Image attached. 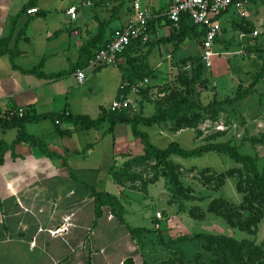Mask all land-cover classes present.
<instances>
[{
  "label": "crops",
  "instance_id": "crops-1",
  "mask_svg": "<svg viewBox=\"0 0 264 264\" xmlns=\"http://www.w3.org/2000/svg\"><path fill=\"white\" fill-rule=\"evenodd\" d=\"M26 1L0 0V50L2 47L6 49V53L0 55V111L25 108L34 115L60 112L81 115L86 100L90 98L89 86L91 85L100 93L103 85L108 83L112 88L106 93H109L108 101L111 102L117 95L119 84L125 83L127 86L138 84L149 88L166 87L176 74L177 67L180 66L168 62L170 54L167 51L174 48V42H169L159 43L148 53L128 55L131 58L146 54L143 57L145 65H127L126 56L119 57L112 66L94 67L88 64L81 68L85 76L81 84L75 81L72 75L74 71L59 80H47L22 74L18 69L28 70L40 62V71L45 75L68 71L78 61L79 48L97 34L99 23L103 25L101 34L105 40L110 38L113 29L125 25L130 16L128 6L127 10L124 9L125 13L119 11L116 15L110 14L112 17L106 18L104 22L101 21L102 18L99 19L94 15L92 27L81 26L72 31L70 24L76 21L79 14L77 6L69 5L63 9V16L66 19L61 17L56 26L50 27L47 22L53 16L45 15L44 11L37 6V2L34 6L38 11L37 15H26L25 12H20ZM167 1L143 0L153 12L158 13V16L163 15ZM82 4L93 7L95 1L85 0ZM70 6L76 7V16L73 20L69 19L65 13ZM164 23L165 21L161 18L155 21V33L151 36V41L168 37L169 26L167 24L163 26ZM22 28L23 34L18 36L17 33ZM160 28L166 31L156 36ZM10 52H16L11 59ZM11 64L16 69H13ZM137 68L149 71L150 75L144 77L142 81L132 83L137 78L133 72ZM69 78H73L78 85L76 89L71 90L69 86L63 89L62 85H58L64 79L70 80ZM105 94L95 95L94 106L97 110L99 107L104 109L108 107L102 102ZM125 94L129 98L134 97L130 93L125 92ZM45 121L24 124L22 130L26 135L42 141L46 149L58 158L45 157L36 147L25 143L13 145L2 156L0 264H122L128 257L135 264H141L144 261L148 264H157L171 258V250L157 245L153 240L156 234L151 230L161 226L159 221L153 219L154 216L153 225L156 224L153 229L137 227L150 231L142 236L141 248L129 236L126 228L118 224L110 215L107 207L101 209V216L92 227V199L79 183L93 186L96 191L106 192L101 190V187L107 178L104 179L105 181L100 180V172L104 170L108 180L113 183L110 175L106 173L107 167L113 160L109 162V159L105 157L102 161L98 160V163L94 161L88 163V160H85L92 145L86 144L82 150L80 138L77 135L87 134L93 130L80 131L63 123L60 129L67 131V134L60 135L54 132V125L50 120H48L50 127L45 125ZM104 125L106 127L102 134L108 133L106 131L108 126L105 123L94 131L103 128ZM159 126L168 130L166 124ZM114 128L115 126L109 133L112 135L113 145ZM11 130H15V136H10L7 140L5 132ZM182 130L185 129L180 131ZM16 134L15 128L5 130L0 128V143L10 145ZM125 154L128 153L119 152L118 156L121 158L118 163L115 162L116 165H120L127 159L124 157ZM158 179L153 181L152 185ZM115 185L118 195L110 194L118 199L122 207L124 206L121 202L122 198H127L131 193L138 195L143 193L138 192L133 184L128 182ZM123 210L125 212L124 207ZM171 222L172 219H168L164 223L167 226L173 225L176 230V224ZM124 223L126 224L125 220ZM159 234L163 242H166L163 233Z\"/></svg>",
  "mask_w": 264,
  "mask_h": 264
},
{
  "label": "rangeland",
  "instance_id": "rangeland-1",
  "mask_svg": "<svg viewBox=\"0 0 264 264\" xmlns=\"http://www.w3.org/2000/svg\"><path fill=\"white\" fill-rule=\"evenodd\" d=\"M93 1H95L93 7L85 6L82 4V0H37V6L44 11L45 15L50 14L53 16L47 22L50 27L56 26L61 17L65 18L62 12L63 9L69 5L77 6L78 18L70 24L73 31L81 26L92 27L94 15L99 19L102 18L101 21L103 22L106 18L112 17L110 9L115 6L116 1L90 0V2ZM127 8L128 3H125L119 11L125 13ZM246 12L247 20L255 28L264 32V0L252 5L248 4ZM163 26H165V23ZM162 29L157 30L156 36L164 34L166 29ZM168 29L169 35L175 34L176 28L169 27ZM222 30L219 41H215L211 47V51L215 55L210 58L209 64L201 62L202 51L196 37L184 40L174 49L167 51L170 54L168 62L170 61L174 65H184L183 69L188 75H191L199 64L202 65L201 81L195 88L196 99L201 104L211 99L233 98L238 89H246L253 77L259 73L260 55L264 57V35L257 39L251 38L250 30L242 32L237 27L236 22L232 20L224 21ZM150 45L140 47L139 52L148 53L155 47V45ZM145 55L142 57H145ZM181 61H185V63L182 64ZM66 79L58 85H62L63 89L69 86L71 90L78 87L73 78H69L70 80L67 81ZM89 88L90 98L86 100L81 115L95 119L98 114L97 107L94 106L95 95L105 94L112 87H109L107 83L103 85L100 93L92 85ZM163 89L162 86L151 88L140 86L137 94L133 97L134 107L128 110L129 113H138L139 110L142 116H149L153 112V103L165 97L166 93ZM105 95L102 97V102L105 106H108L110 95L109 93ZM44 123L50 127L48 120ZM105 127L106 125L98 131L93 130L87 132V134L77 135L80 138L82 150H84L86 144L92 145V149L85 158L88 163L102 161L104 157L109 159V162L112 159V163H118L119 158H121L118 156L119 152L128 153L127 157H135L142 153L139 139L131 134L127 125L115 126L114 145L112 144L111 134H102ZM161 127L157 124H151L150 126H139L138 130L145 133L150 144L159 150L165 149L171 143H176L183 150H190L207 142L228 143L241 153L252 156L256 161L258 170H260L264 165V143L251 145L246 141L251 137L258 138L264 135V78L254 84L251 94L236 100L232 106L223 107L215 123L208 124L205 122L195 129L187 128L177 133L169 132ZM194 131H199L198 138H195ZM5 136L6 139L10 136L14 137L15 130L5 132ZM169 160L180 166L182 170L179 177L181 184L190 188L193 197L200 198L201 201H182L184 205L182 210H178V203L168 204L169 195L166 190V182L164 179L159 178L155 184L150 183L152 179L156 180L158 177L154 175L152 161H148L133 170V175H140L141 178L131 182V184L138 192H143L142 195L131 193L127 198L121 200L125 209L123 217L127 225L153 229L156 223L153 225L152 220L159 221L161 226L154 227V230H151L152 233L156 234L153 240L157 245H159L158 237H162L159 233H163L165 241L181 235L202 233L223 235L236 241L248 240L264 250L262 244L264 216L253 234H246L228 227L221 218L215 217L205 210L211 199L223 198L234 206H237L241 201L242 194L235 191V178H225L224 184L219 188H214L215 182L206 185L201 181L204 175L203 169L207 168L210 171L209 174H205L206 177H209V175L213 177L214 174L237 167L236 162L225 154L215 152H207L199 157L189 158L171 156ZM100 174V180L105 181L104 179L107 178L101 190L118 195L116 185L108 180L104 170H101ZM189 208H196V212L201 213L203 218L199 221L190 219L187 216V209ZM168 219H172L171 223L176 224V230L173 225H165L164 222ZM176 250V257L181 258L183 264H197L199 261L210 262L212 260V256L201 249L198 241L176 246Z\"/></svg>",
  "mask_w": 264,
  "mask_h": 264
},
{
  "label": "trees",
  "instance_id": "trees-1",
  "mask_svg": "<svg viewBox=\"0 0 264 264\" xmlns=\"http://www.w3.org/2000/svg\"><path fill=\"white\" fill-rule=\"evenodd\" d=\"M113 1H116V4L110 9L112 11L111 15L117 13L120 8H122V6L127 3V0ZM245 1L247 4L252 5L259 2L260 0ZM36 2L37 0H27L26 3L22 5L20 12H25L29 8H34ZM153 14L158 15V13L156 12H153ZM159 18L163 19V21H165V24H167L169 27H174L165 19V16L163 15L149 20L147 26L148 41L144 45H141L137 40L131 41L129 46L118 56V58L121 56H126L127 65H145V63L143 62L144 58L141 55L131 58L128 55L130 53H140L139 48L148 44L156 46L159 43L165 44L174 42L175 48L182 41L190 39L191 37H196L199 45L201 46V30L197 26L189 23V21H187L183 17L180 18L179 22L174 27L176 28L175 34L151 41V36L155 33L154 23L155 21L159 20ZM230 20L236 22L237 27L242 32H246V30H250L251 32L254 27V25L247 19L233 18ZM102 29L103 25L102 23H99L97 34L94 38H92L85 45L79 48L78 61L76 65L71 67L68 71H60L58 73L45 75L40 71V62L38 65L28 70L18 69L19 72L22 74L33 75L36 78L59 80L65 75L72 73L76 69H81L82 67L87 66L91 62L94 51L100 49L109 40V38L103 40L101 34ZM222 31L223 30L221 28V32ZM21 34H23V28L17 33L18 36ZM262 35H264V32ZM217 41H219V38L216 39V42ZM4 53H6V49L5 47H2V49L0 50V55ZM14 53L16 52L9 53L10 59ZM260 59L261 66L259 69V73L253 77L252 81L246 89H238L233 98H224L221 100L211 99L205 105H202L200 101L196 99L195 94L196 85L201 81V71L203 70L202 65L199 64L197 67H195L191 75H188L185 72V70L183 69L184 65L178 66L176 74L171 81L172 86L170 82L168 85H166V87H164L165 90H163L166 93L165 97L153 103V112L148 117L142 116L139 110L138 113L131 114L128 111L129 109L110 111L108 108L104 109L102 107L98 108L99 112L95 119H90L84 115H70L66 114L65 112L34 115L31 111L24 108L22 117H13L9 121L0 120L1 129L5 130L15 128L17 133L15 139L10 145H4L0 143V164L2 163L3 153L6 150L11 149L13 145L18 143H25L30 146L36 147L45 157L58 158L55 154L50 153L46 149L42 141L32 136H28L23 132L22 127L27 123H37L42 120H50L54 125V132L60 135L67 134V131L60 129V125L63 123L69 124L80 131L96 130L105 123L108 126L106 130L108 133L112 132L114 126L124 124L129 127L131 134L139 139V143L142 146V153L135 157H127L128 154H125L124 157H126L127 159L120 165H115V163H112L107 167L106 173L110 175L113 183H131L135 180H140V175H133V169H136L137 166L143 165L148 161H152V169L154 170V175L158 178H163L166 182V190L169 195V198L167 200L168 204L178 203V210H182L184 207L182 201H201V199L193 197L190 188L184 187L181 184L179 180L180 167L179 165L169 160V157H199L207 152L225 154L234 162H236L238 166L214 174L213 177L210 175L209 177H206L205 174H209L210 171L207 168L203 169L204 175L201 181L206 185L215 182L214 188H219L224 184L225 178L233 177L236 180L235 191L238 194H242L241 201L237 206H234L223 198H215L211 199L207 203L205 210L207 213L221 218L228 227L246 234H253L258 223L264 216V165L260 170H258L256 161L252 156L243 154L234 146L223 142H207L190 150H183L179 148L176 143H171L165 149L159 150L150 144L147 135L139 131L138 127L150 126L151 124H166L168 127V131L175 133L180 131L181 129H195L205 122L208 124L215 123L218 114L221 112L223 107L232 106L236 100H239L244 96L251 94L254 84L264 78V57L260 55ZM181 63L184 64L185 61H181ZM11 67L13 69H16V67L12 64ZM133 72L135 73L137 78L136 80H133L132 83H134L135 81H142L144 77L150 75L149 71L143 70L141 68H137L133 70ZM125 90L127 91V89ZM55 122H57V124H55ZM198 134H200L199 131H196L195 138H198ZM246 142L251 145H261L264 143V135H261L258 138L251 137L247 139ZM153 181H155V179H152L150 183L152 184ZM79 184L86 190L89 198L92 199V227H94L96 220L101 216V209L103 207H107L109 208L110 215L115 218L118 224L123 225L126 228L129 236L134 239L138 246L141 248L143 246L142 236L148 234L150 231L144 228L128 227L123 220V207L119 203L118 199L112 194L103 191H96L93 186H89L84 183ZM187 216L190 219L197 221L203 218V215L201 213L196 212V208L187 209ZM193 241L200 242L201 249L205 253H208L212 256V260L210 262L199 261L197 264H264V250L260 246L255 245L253 242L248 240L236 241L230 237H226L223 235L202 233H196L193 235H181L169 239L166 242H163L161 237H158V244L165 249H170V255L172 257L166 260H162L157 264H183L182 259L176 257V246H180ZM262 244L264 245V235ZM122 264L135 263L131 258L128 257L123 260ZM141 264L148 263L144 261Z\"/></svg>",
  "mask_w": 264,
  "mask_h": 264
},
{
  "label": "built area",
  "instance_id": "built-area-1",
  "mask_svg": "<svg viewBox=\"0 0 264 264\" xmlns=\"http://www.w3.org/2000/svg\"><path fill=\"white\" fill-rule=\"evenodd\" d=\"M127 3L130 10L128 22L114 29L108 42L100 49L94 51L90 62L92 66H112L131 41L137 40L141 45H144L148 41V21L159 16L154 15L153 11L144 4L143 0H127ZM247 7L248 4L245 0H168L163 11V16L174 27L180 18L183 17L201 30L200 48L202 53L200 59L203 64H209L210 58L215 55L211 51V47L216 39L220 37L222 23L233 18L247 19ZM36 13V8H29L25 11L26 15ZM65 13L69 19H75L76 7L70 6ZM262 34L263 31L253 27L250 37L257 39ZM72 75L78 84L84 81L85 76L82 69L75 70ZM139 87L140 85L138 84L129 86L125 83L119 84L117 95L107 108L110 111L133 108L134 101L132 98L126 97L125 92L135 96ZM23 112L24 109L22 108L1 110L0 120L9 121L13 117L20 118Z\"/></svg>",
  "mask_w": 264,
  "mask_h": 264
}]
</instances>
